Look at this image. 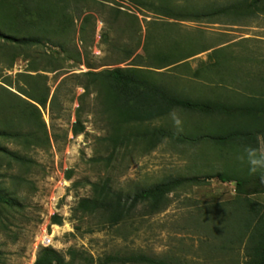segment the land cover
Instances as JSON below:
<instances>
[{"label": "rangeland", "instance_id": "1", "mask_svg": "<svg viewBox=\"0 0 264 264\" xmlns=\"http://www.w3.org/2000/svg\"><path fill=\"white\" fill-rule=\"evenodd\" d=\"M13 1L0 7V18H15ZM36 2L46 15L45 31L37 34L42 45L17 51L11 68L1 59L0 86L24 99L20 89L47 86L49 102L40 110L51 144L25 149L0 140V147L29 161L17 164L0 155V195L15 202L14 207L0 204V264H34L44 234L53 238L50 248L65 256L74 249L96 259L122 252L183 264H246L256 227L248 202L264 206V183L245 173L247 162L238 159L245 148L236 142L220 146L209 140L197 145L167 140L153 152L134 147L112 158L103 109L95 95L83 97L78 77L133 68L157 74L156 81L193 98L222 96L234 103L261 98L264 2L252 9L253 0ZM156 6L200 13L230 8L232 13L183 22L156 12ZM176 112L183 131L196 138L239 126L238 120ZM78 115L85 130L75 136ZM165 124L176 130L170 116ZM225 173L247 180L248 195L239 194L236 182L212 179ZM172 178L200 182L170 194L160 214L145 216L140 209L117 228H102L94 218L74 214L78 203L92 196L91 185L100 181L110 179L115 189L132 193ZM54 216L62 219L61 225L52 224Z\"/></svg>", "mask_w": 264, "mask_h": 264}, {"label": "trees", "instance_id": "2", "mask_svg": "<svg viewBox=\"0 0 264 264\" xmlns=\"http://www.w3.org/2000/svg\"><path fill=\"white\" fill-rule=\"evenodd\" d=\"M11 0H0V7L5 8ZM107 1V0H102ZM18 9L12 21L0 18V61L7 59L10 68L17 60V51L42 45L37 34L44 33L43 23L46 19L42 6L36 0H14ZM264 0H253L250 9L261 5ZM24 6V7H23ZM21 7V8H20ZM156 12L180 21H201L219 15L231 14L230 8H223L209 13L174 9L156 6ZM36 18V21L32 18ZM13 49V50H12ZM149 71L133 68H114L100 72L89 71L78 79L85 94L83 97L95 95L96 101L103 109L108 123L107 143L112 148L114 158L121 150L144 147L148 152L158 149L165 141L172 140L181 144L197 145L200 141L209 140L220 146L240 143L242 148L257 147V137H264V95L261 98L245 97L243 100L231 102L222 96L218 98H193L184 92L173 90L167 83L158 82ZM1 78V76H0ZM25 97L10 92L0 86V140L14 142L25 149L46 147L51 144L48 128L42 117V109H46L50 90L45 85L37 84L31 91L19 90ZM53 98L52 105L56 102ZM173 111H186L207 118L229 121L238 120L239 126L222 134L205 135L196 138L188 132L177 133L170 125L165 124ZM251 122L258 125L248 127ZM81 117L73 126L72 132L79 136L84 132ZM0 155L17 164H28L29 161L18 153L0 147ZM247 167L248 172V165ZM261 172L254 178L261 180ZM250 175V174H249ZM70 177V176H68ZM222 183L236 182L237 191L248 195L245 189L247 180L236 178L231 174H217ZM254 181V180H253ZM200 182L199 178H172L159 184L125 193L114 188L112 181L106 179L92 184V196L82 199L74 210V214L92 217L98 221L99 227L117 228L133 220L141 209L145 216H154L164 212L168 207V196L187 184ZM0 204L14 207L15 202L0 195ZM250 212L256 215V227L251 237L253 248L246 264H264V206H253L248 202ZM62 219L54 216L52 224L61 225ZM34 264H183L169 259H160L144 253L104 254L94 258L85 252L69 250L67 256L52 249L41 248Z\"/></svg>", "mask_w": 264, "mask_h": 264}, {"label": "clouds", "instance_id": "3", "mask_svg": "<svg viewBox=\"0 0 264 264\" xmlns=\"http://www.w3.org/2000/svg\"><path fill=\"white\" fill-rule=\"evenodd\" d=\"M174 127L177 133L182 132V120L176 111L170 113ZM241 162H247L250 175H255L261 172V182L264 183V137H257V147L247 146L244 149V155L238 157Z\"/></svg>", "mask_w": 264, "mask_h": 264}, {"label": "built area", "instance_id": "4", "mask_svg": "<svg viewBox=\"0 0 264 264\" xmlns=\"http://www.w3.org/2000/svg\"><path fill=\"white\" fill-rule=\"evenodd\" d=\"M53 245V238H51L48 234H44L41 239L42 248H50Z\"/></svg>", "mask_w": 264, "mask_h": 264}]
</instances>
